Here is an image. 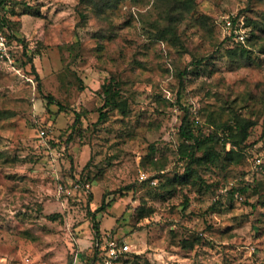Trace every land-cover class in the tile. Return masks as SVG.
<instances>
[{
    "label": "rangeland",
    "instance_id": "rangeland-1",
    "mask_svg": "<svg viewBox=\"0 0 264 264\" xmlns=\"http://www.w3.org/2000/svg\"><path fill=\"white\" fill-rule=\"evenodd\" d=\"M5 6L0 264H87L107 232L131 245L114 264H264V0ZM111 81L126 107L101 120ZM186 108L197 134L219 135L204 181H178ZM244 118L247 159L229 161Z\"/></svg>",
    "mask_w": 264,
    "mask_h": 264
},
{
    "label": "trees",
    "instance_id": "trees-1",
    "mask_svg": "<svg viewBox=\"0 0 264 264\" xmlns=\"http://www.w3.org/2000/svg\"><path fill=\"white\" fill-rule=\"evenodd\" d=\"M171 1L176 2V0H171ZM185 1H188L189 3H193V0H185ZM2 2L3 4H1ZM8 2L9 0H0V31L5 32L8 35V37H11L12 36L10 32L11 20L10 17L7 16V13L3 12V9L6 7L5 5ZM205 61H206L205 57H201L198 59V63L200 65H202ZM116 86H118V82L114 84L113 81L109 83H104L103 85L105 102L102 106L101 114L99 117V119L101 120L106 116V112L103 110V107H107V108L117 107L121 109H125L126 107V102L124 101V99H122L121 91ZM48 98L50 99L51 102H55L54 97L51 94L48 95ZM58 104L63 107L62 104L60 103ZM254 124L255 122L250 119H245V118L237 119L236 120L237 128L235 130H233L232 128L229 129L228 136L224 138L225 142H231L232 144L230 150L226 152L229 161L234 160L238 162L242 157L244 158L246 157L247 159L248 153H245V150L247 148L244 151L243 149L245 148V146L248 145L246 143H248L247 140L250 136V129L254 126ZM180 135L186 141L180 144L181 149L187 156L190 157V160L188 162L186 171L184 172L183 175H181V178H179L178 175V181L187 182L190 179L196 180L198 178L201 181H204L202 175L199 174L197 168L203 167L207 163L214 162L219 157L220 154L216 150L214 144V141L219 137L218 133L210 132L209 134H204L201 132L197 134L190 122V110L186 108V112L180 126ZM198 151H203V153L197 154ZM193 164H196V167H193L192 166ZM263 165H264V161H263ZM246 188L247 187L244 185L235 186L230 190L231 195L234 196L235 192H246ZM106 197L107 196L104 195L103 203L99 207V210L104 209L105 204L107 203ZM152 211L153 209L144 212V216L149 215V213H151ZM112 231L114 232V228ZM97 237H100L99 233L97 234ZM101 252L102 250L99 248V246L98 245L95 246V250L93 254L89 257L87 264H94L98 259L102 258L100 255ZM129 252L130 251H127L124 252L123 254H128Z\"/></svg>",
    "mask_w": 264,
    "mask_h": 264
},
{
    "label": "built area",
    "instance_id": "built-area-1",
    "mask_svg": "<svg viewBox=\"0 0 264 264\" xmlns=\"http://www.w3.org/2000/svg\"><path fill=\"white\" fill-rule=\"evenodd\" d=\"M226 24L228 27L232 26V20L227 19ZM8 36L5 32L0 31V55L5 57H10L9 49H8ZM254 163L259 165L262 163V157L256 156L254 158ZM142 177H146L143 173ZM60 192L71 193L70 189L64 185H60ZM97 245L102 250L101 257L98 259L99 264H114L120 256L127 251L131 250V245L125 241L121 240L116 235L111 232H107L106 234H102L100 238L97 240ZM13 264H21V263H13ZM76 264V263H75Z\"/></svg>",
    "mask_w": 264,
    "mask_h": 264
}]
</instances>
